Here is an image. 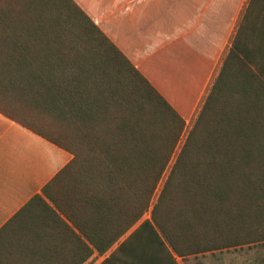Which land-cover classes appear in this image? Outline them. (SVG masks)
<instances>
[{"label":"trees","instance_id":"16d2710c","mask_svg":"<svg viewBox=\"0 0 264 264\" xmlns=\"http://www.w3.org/2000/svg\"><path fill=\"white\" fill-rule=\"evenodd\" d=\"M251 46L153 203L182 116L73 0H0V114L72 155L0 230V264H264V36Z\"/></svg>","mask_w":264,"mask_h":264},{"label":"crops","instance_id":"0c3cea01","mask_svg":"<svg viewBox=\"0 0 264 264\" xmlns=\"http://www.w3.org/2000/svg\"><path fill=\"white\" fill-rule=\"evenodd\" d=\"M73 1L191 127L234 43L264 36V0ZM71 160L0 114V230Z\"/></svg>","mask_w":264,"mask_h":264},{"label":"rangeland","instance_id":"374dc122","mask_svg":"<svg viewBox=\"0 0 264 264\" xmlns=\"http://www.w3.org/2000/svg\"><path fill=\"white\" fill-rule=\"evenodd\" d=\"M190 128H191V125H186V129H185L183 138H182L181 142L179 143V145H178V147L176 149V152H175V154H174V156L172 158L171 163L169 164V166L167 168V171L164 174V177H163L162 181L160 182V185H159V187L157 189V192H156V194L154 196L153 203H155V201L157 200V197H158V195L160 193V190H161V188H162V186H163V184H164V182H165V180H166V178H167V176L169 174V171H170V169H171V167H172V165H173V163H174V161H175V159H176V157H177V155H178V153H179V151H180V149H181V147L183 145V142H184V140H185ZM148 217L150 218V215Z\"/></svg>","mask_w":264,"mask_h":264}]
</instances>
